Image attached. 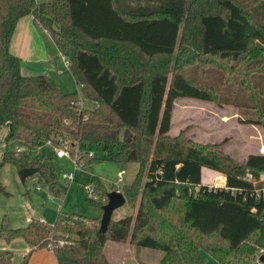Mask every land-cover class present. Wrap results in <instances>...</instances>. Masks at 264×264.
<instances>
[{"label": "trees", "instance_id": "1", "mask_svg": "<svg viewBox=\"0 0 264 264\" xmlns=\"http://www.w3.org/2000/svg\"><path fill=\"white\" fill-rule=\"evenodd\" d=\"M27 15L70 60L92 108L48 75L23 74L10 45ZM182 98L232 105L243 111L242 121L264 123V0H0V128L9 124L8 143L24 146L6 150L1 167L38 169L59 196L67 191L61 173L32 155L48 141L66 144L77 162L91 157L78 145L92 142L110 160L140 163L133 183L121 187L128 206L138 202L135 217L112 218L104 234L107 200L93 225L77 214H60L52 229L41 221L20 229L4 223L0 240L23 239L30 247L21 264L50 246L58 264H111L107 243L128 240L138 250L163 252L159 264H206L202 252L236 264V257L254 260L264 251V193L257 187L264 179L256 183L264 153L239 163L223 143H196L185 130L171 135ZM203 167L224 174L225 184L203 183ZM0 194L9 195L1 184ZM13 258L0 251V264Z\"/></svg>", "mask_w": 264, "mask_h": 264}, {"label": "rangeland", "instance_id": "2", "mask_svg": "<svg viewBox=\"0 0 264 264\" xmlns=\"http://www.w3.org/2000/svg\"><path fill=\"white\" fill-rule=\"evenodd\" d=\"M217 11L220 10L215 8ZM52 42V41H51ZM216 70V68H213ZM222 73L221 71L219 74ZM31 75V74H29ZM243 74L240 72L236 79L241 82ZM73 81V79L71 78ZM76 85V84H75ZM84 93V91H83ZM82 106L86 109L92 108L93 101L84 95ZM247 113L258 112L253 108H245ZM172 126L170 134L178 135L185 130L186 138L196 143L215 144L223 143L224 153L232 156L239 163L247 160L250 153H264V123L254 125L244 122L246 118L242 110L232 105L220 106L216 101H204L191 98H182L175 101L173 109ZM8 143V139L6 140ZM24 146L20 142H9L8 151H17ZM78 149L86 154L90 153L88 159L81 162H74L76 157L57 159L55 148L44 143L41 148L33 150V157L41 162L53 166L56 172H74L73 182L64 183L67 191L62 196H55L51 193L49 185L40 181L37 174L29 176L25 181L19 175L18 169L10 164L3 167L0 161V184L9 193L0 194V228L4 223L11 229H20L28 226V220L43 221L52 229L60 214L64 216L80 215L86 218L89 225L96 223L101 216V204L104 193L112 191L113 184L118 176L124 177L122 185L132 184L140 169L139 162L113 161L106 157L103 149L95 143L88 145L79 144ZM3 149L0 151L2 153ZM4 155V153L2 154ZM205 170H209L204 168ZM205 174L204 182L209 187H219L225 184L224 174L217 171H209ZM264 179V173L260 181ZM99 180L103 191L99 189ZM260 193H264V184L257 186ZM94 189L91 194L90 189ZM141 192V189H140ZM97 199V200H96ZM138 202L135 207L127 204L118 208L113 214V220H122L125 217H135L138 209ZM14 254L13 264H21L28 253L27 244L23 239H16L12 242L0 241V247ZM207 255L205 253H201ZM105 256L111 264H159L164 254L158 250L146 248L137 249L130 241L123 243L108 242L105 248ZM208 264H217L207 255ZM236 264H255L254 260L234 258ZM30 264H58L52 250L43 249L32 253Z\"/></svg>", "mask_w": 264, "mask_h": 264}, {"label": "crops", "instance_id": "3", "mask_svg": "<svg viewBox=\"0 0 264 264\" xmlns=\"http://www.w3.org/2000/svg\"><path fill=\"white\" fill-rule=\"evenodd\" d=\"M36 1L38 3H42L47 0H36ZM10 50L13 54L19 56L22 59L23 74L48 75L49 77H51L52 81L55 84H57L64 92L66 93L76 92L79 94V96L81 94L83 95L84 87L76 83L74 75L72 73V69L70 68L71 65L70 60L59 52L57 46L54 44L52 38L49 36L48 30L42 28L35 21L33 15L24 16L18 22L11 41ZM71 78L73 79V81L71 80ZM11 133H12V128L9 124L0 128V151H2L3 149H5V151L8 150L7 148L9 143H7L6 140L11 136ZM5 151L0 153V161L2 156H4L2 154L5 153ZM57 159H63V158H57ZM204 168L206 167L202 168L203 183H205L204 173L213 171L209 168H207L209 170H205ZM61 181H64V179L61 178ZM27 222L28 225L31 223L29 221ZM0 250H5V248L2 246L0 247ZM27 250L28 252L30 251V247L28 246V244H27ZM204 256L207 257V255ZM206 264H208V261L206 262Z\"/></svg>", "mask_w": 264, "mask_h": 264}, {"label": "water", "instance_id": "4", "mask_svg": "<svg viewBox=\"0 0 264 264\" xmlns=\"http://www.w3.org/2000/svg\"><path fill=\"white\" fill-rule=\"evenodd\" d=\"M39 172L38 169L30 168L23 169L19 171V175L23 181H25L29 176L35 175ZM126 204V198L123 193H117L111 191L107 193V203L103 206V215L100 221V233L104 234L107 232L109 223L113 218L114 212ZM261 261L264 263V257L261 258Z\"/></svg>", "mask_w": 264, "mask_h": 264}, {"label": "built area", "instance_id": "5", "mask_svg": "<svg viewBox=\"0 0 264 264\" xmlns=\"http://www.w3.org/2000/svg\"><path fill=\"white\" fill-rule=\"evenodd\" d=\"M80 105L82 106V101L80 102ZM47 144L49 146L54 147L51 141H48ZM54 148H55V151H56V157L57 158L72 157V153L70 152L69 147L66 144L58 146V147H54ZM23 150H24L23 148H18L17 152H21ZM88 155L90 156V153ZM73 159H75V158H73ZM76 161L77 160L75 159L74 162H76ZM74 177H75V173L74 172H70V173L62 172L61 173V178H63L66 183L73 182L74 179H75ZM123 179H124V177H122V175L118 176L117 181L113 184L112 191H115L117 193H121V187H122ZM90 192H91V194H93L94 193V189L91 188ZM106 200H107V196H106V198L103 197V203H105ZM28 221L32 222V220H30V219ZM41 222H43V221H41ZM52 248H53L52 246L49 247L50 250H52ZM259 252H260V254L254 259V263L255 264H263V262L261 261V258L264 257V251L260 250Z\"/></svg>", "mask_w": 264, "mask_h": 264}]
</instances>
